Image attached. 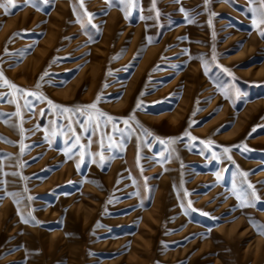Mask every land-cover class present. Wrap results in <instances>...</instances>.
Returning a JSON list of instances; mask_svg holds the SVG:
<instances>
[{
	"label": "rangeland",
	"instance_id": "374dc122",
	"mask_svg": "<svg viewBox=\"0 0 264 264\" xmlns=\"http://www.w3.org/2000/svg\"><path fill=\"white\" fill-rule=\"evenodd\" d=\"M248 8L249 0L0 8L4 76L66 107L99 94L116 125L101 119L85 132L87 117L69 113L73 134L47 100L0 86V264H264V235L249 222L264 225V203L240 207L232 193L248 172L264 200V25L253 27Z\"/></svg>",
	"mask_w": 264,
	"mask_h": 264
},
{
	"label": "snow or ice",
	"instance_id": "6c2138e0",
	"mask_svg": "<svg viewBox=\"0 0 264 264\" xmlns=\"http://www.w3.org/2000/svg\"><path fill=\"white\" fill-rule=\"evenodd\" d=\"M35 0H22V4L28 5V4H34ZM41 2L47 4L48 0H41ZM109 2V0H106V3ZM135 0H119V3L123 5L125 8L131 7L134 5ZM153 3H155V0H153ZM210 3V0H205V5ZM80 7L84 6V0H79ZM18 7H21V0H0V8L4 9L5 15H10L14 14L12 12L13 9H16ZM39 10V9H38ZM183 11V10H182ZM248 11L251 12L252 14V25L255 28H260V26L264 25V0H249V8ZM91 18V14H89V19ZM191 22V21H189ZM25 34L27 33V30H23ZM19 35V33H13V37ZM260 35L264 37V29L260 31ZM151 39V38H149ZM31 47V45L29 46ZM7 52V49H5ZM117 57H113V59H116ZM55 62V60L53 61ZM225 72H229L228 69H224ZM230 74V72H229ZM48 75L47 71H45L41 76L39 77L40 80H44L45 77ZM0 86H6L9 89H12L14 92L19 93L21 97L26 98L28 96L35 97L38 100H47L48 105L50 106L51 110L60 117H64L69 120L68 124V131L73 132L74 130L71 128V116H68L67 114L71 113L75 115L76 113H79L82 116H86L87 120L85 124L82 125V128L85 132H87L90 128L95 131L100 127L101 124V119L103 120V123L105 125L111 124L113 129H116V125L114 123V117L109 115L108 113L100 110L97 105L102 101V96L97 95L96 100L93 101L91 104L88 105H83V106H77V107H66L62 106L60 104H56L53 101L47 99V97L43 96L42 94L36 92V91H29L23 88L18 87L16 84L12 83L9 81L3 74V71L0 70ZM37 88L40 87V84L37 83L36 85ZM226 99L228 98L227 96L225 97ZM11 102V101H10ZM24 107L28 109L29 111L32 110V105L31 102H29L27 99H25V104ZM137 108L141 107V103H138L136 105ZM199 110V109H198ZM16 116H20L21 113L19 111V105H17V112L14 114ZM41 115H43V112H41ZM125 124L128 123L127 120L124 121ZM195 122H190V127L192 124ZM13 127H15L13 125ZM56 121L53 120L50 124L51 131L49 133L50 136L56 135V129H57ZM21 131H23L21 129ZM219 131V129L217 130ZM253 132L256 131L255 128L252 129ZM148 135H151V133H148ZM251 135V133H249ZM184 137H187L189 140H196L197 137L192 136L190 131H185L183 133ZM182 138V137H181ZM181 138H174V139H169L167 141L165 140H160L161 144H168L172 145L177 142L178 139ZM111 139V138H109ZM75 141L76 143L73 145V147H76V145H79L80 142V137L75 136ZM91 143V141H89ZM200 143L204 144L205 147H210L213 143V141L208 140V141H203L201 140ZM83 147V145H81ZM235 147H240V145H235ZM243 151H248L247 147L245 146ZM23 151V148L21 149ZM232 151V147H224L223 148V153L224 154H229ZM100 156V161H101V166H103L104 162V156L103 154L98 153ZM213 158L218 159L219 157L213 153ZM227 159L231 160L232 157L231 155H227ZM240 176H242L244 179L241 181V184H246V187H242L240 191H237L236 184L233 183V188H232V193L237 197V199L240 202V207H255L259 203H264V200L261 199V197L257 194V189L255 185H253L251 182L247 181V177L249 176L248 172H240ZM16 195V194H13ZM29 200L32 199V197H28ZM16 203H19V201H14ZM264 210V209H261ZM204 215H208L207 213H204ZM30 219H34L31 217V214H28V217H21V220L23 223L27 224L29 223ZM249 222L253 224V226L258 230L259 234L264 235V225H260L258 222L254 221L252 218H249ZM39 223V222H36Z\"/></svg>",
	"mask_w": 264,
	"mask_h": 264
}]
</instances>
